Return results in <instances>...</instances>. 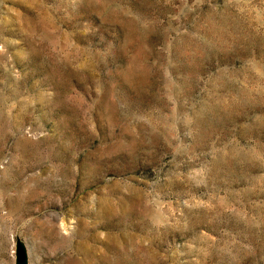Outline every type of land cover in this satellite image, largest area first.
<instances>
[{
  "label": "rangeland",
  "instance_id": "obj_1",
  "mask_svg": "<svg viewBox=\"0 0 264 264\" xmlns=\"http://www.w3.org/2000/svg\"><path fill=\"white\" fill-rule=\"evenodd\" d=\"M264 264V0H0V264Z\"/></svg>",
  "mask_w": 264,
  "mask_h": 264
},
{
  "label": "bare ground",
  "instance_id": "obj_2",
  "mask_svg": "<svg viewBox=\"0 0 264 264\" xmlns=\"http://www.w3.org/2000/svg\"><path fill=\"white\" fill-rule=\"evenodd\" d=\"M25 260L22 258V257H18V261H17V264H25Z\"/></svg>",
  "mask_w": 264,
  "mask_h": 264
},
{
  "label": "water",
  "instance_id": "obj_3",
  "mask_svg": "<svg viewBox=\"0 0 264 264\" xmlns=\"http://www.w3.org/2000/svg\"><path fill=\"white\" fill-rule=\"evenodd\" d=\"M23 264V263H22Z\"/></svg>",
  "mask_w": 264,
  "mask_h": 264
}]
</instances>
